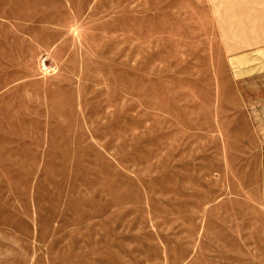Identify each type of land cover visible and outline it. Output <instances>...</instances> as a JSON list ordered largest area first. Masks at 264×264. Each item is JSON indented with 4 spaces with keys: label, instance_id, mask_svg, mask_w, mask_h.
<instances>
[{
    "label": "rangeland",
    "instance_id": "rangeland-1",
    "mask_svg": "<svg viewBox=\"0 0 264 264\" xmlns=\"http://www.w3.org/2000/svg\"><path fill=\"white\" fill-rule=\"evenodd\" d=\"M215 5L0 0V264H264V47Z\"/></svg>",
    "mask_w": 264,
    "mask_h": 264
},
{
    "label": "crops",
    "instance_id": "crops-1",
    "mask_svg": "<svg viewBox=\"0 0 264 264\" xmlns=\"http://www.w3.org/2000/svg\"><path fill=\"white\" fill-rule=\"evenodd\" d=\"M220 34L237 44L226 45L227 55L264 47V0H215ZM262 11L260 19L257 13Z\"/></svg>",
    "mask_w": 264,
    "mask_h": 264
}]
</instances>
